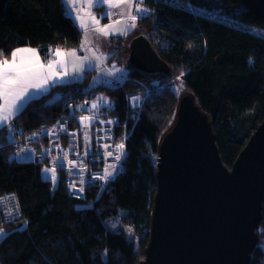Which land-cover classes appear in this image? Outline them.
<instances>
[{
	"label": "trees",
	"instance_id": "16d2710c",
	"mask_svg": "<svg viewBox=\"0 0 264 264\" xmlns=\"http://www.w3.org/2000/svg\"><path fill=\"white\" fill-rule=\"evenodd\" d=\"M180 1L184 4L176 6L142 0L153 12L138 14L140 32L128 35L144 34L168 62L170 73L132 64L126 74L130 77L116 88L91 86L88 73L82 81L56 85L30 100L0 128V193L16 192L22 210L20 217L0 224L6 232L0 264H137L146 257L161 139L172 129L181 98L171 83L175 78L210 115L221 157L231 169L264 119V9L257 0ZM109 16L103 20L110 21ZM114 39L125 38L104 44L112 53L108 64L123 58L113 49ZM82 40L64 0H0V60L21 46L38 47L48 58L54 48H80ZM156 81L168 85L159 89ZM127 89L144 97L143 108L128 139L125 169L99 198L93 192L73 198L63 178L58 184L45 181L39 165L18 163L13 157L11 127L15 139L26 137L62 113L79 111L76 104L99 91L124 110ZM262 202L250 264H264V197ZM112 220L119 225H110Z\"/></svg>",
	"mask_w": 264,
	"mask_h": 264
},
{
	"label": "water",
	"instance_id": "95a60500",
	"mask_svg": "<svg viewBox=\"0 0 264 264\" xmlns=\"http://www.w3.org/2000/svg\"><path fill=\"white\" fill-rule=\"evenodd\" d=\"M132 41L134 67L171 72L144 34ZM175 117L161 139L150 243L137 264H250L263 218L264 119L230 169L191 93Z\"/></svg>",
	"mask_w": 264,
	"mask_h": 264
},
{
	"label": "built area",
	"instance_id": "2783aa9c",
	"mask_svg": "<svg viewBox=\"0 0 264 264\" xmlns=\"http://www.w3.org/2000/svg\"><path fill=\"white\" fill-rule=\"evenodd\" d=\"M143 7L141 16L153 12L151 7ZM120 18L122 14L118 11L109 16L111 21ZM127 77L130 76L109 72L105 82L110 88H116ZM123 97L124 110H119L113 102L110 106L62 113L55 121L41 124L37 131L12 142L13 157L18 163L39 165L40 177L45 181L53 182L55 175L54 182L58 184L63 178L73 198H85L92 192L99 198L125 169L124 162L130 153L128 139L143 108L144 97L140 93L127 89ZM79 118L92 122L82 125ZM21 215L18 194L14 191L0 193V224Z\"/></svg>",
	"mask_w": 264,
	"mask_h": 264
},
{
	"label": "rangeland",
	"instance_id": "374dc122",
	"mask_svg": "<svg viewBox=\"0 0 264 264\" xmlns=\"http://www.w3.org/2000/svg\"><path fill=\"white\" fill-rule=\"evenodd\" d=\"M142 0H124V2H121V0H78L77 4L79 5V9H81L82 11H80V17L83 21L86 22H91L92 21H98V23H101V21L103 23H101L98 26H95L96 28L92 31L94 34L96 32L102 33L104 34V32L108 33L107 35H105L107 37V41H110L111 39H113L114 37H121V38H125L122 41L119 40H115L113 41L112 45H113V49H119V53L122 54L123 58L122 60L116 59L113 62L109 63L110 68H112L114 71H116L118 74L121 75H126L127 71L129 69V66L132 65L131 63V50H132V40L135 37H130L128 36L130 33H138L140 32L138 29V14H140L143 10V5L142 3H140ZM164 1H170L172 4L179 6L182 3L180 0H164ZM76 4V5H77ZM119 6H116V5ZM111 5V6H110ZM118 11L122 14V18L120 19H116L113 21H107L105 22L103 20V16L104 15H110L113 14V12ZM135 16L136 19L133 20L132 17ZM84 25V29H81L82 32H84V35L86 34H91V32L86 29L89 28L88 23H82ZM134 25V27L132 26ZM81 26V25H80ZM103 29V32H101L100 30ZM136 33L134 35H136ZM133 35V36H134ZM98 49L100 50V52L103 54V58H105L107 60V58H109L112 53H109L106 48L103 45V48L101 46L98 47ZM89 50L85 51L84 53L79 52L77 53V57L80 61V64L84 63V58L87 54ZM88 56V54H87ZM102 58V57H101ZM101 58L99 59V57L95 56L94 60L95 63L97 62H102ZM108 62V61H107ZM89 69L91 70L93 67H91L92 65H90V62L88 63ZM106 69H97L94 70L91 74L92 76L94 75L95 78L97 79L99 77L100 80H95L94 83H90L91 86L97 85L99 83H101V81H103L106 77ZM158 77L160 78V74H157ZM102 78V79H101ZM98 81V82H96ZM157 87L156 88H164L165 86L168 85L167 82H160L156 81ZM177 95H179V97H183V95H185L186 93H188V91L186 90V88L183 86V83H181V79L175 78V80L171 81ZM57 97V95H54L53 97H51L50 99H55ZM91 99V98H90ZM89 99V100H90ZM85 101L84 103H77L75 107L79 109H89L90 107H92L93 104H95L96 106H110L113 101L111 99V97H109V95H107L106 93H103L101 91L97 92L94 96V98L92 97V99L89 101ZM79 121L82 125L86 124V123H90L92 122L91 119H85V118H79ZM10 140L13 142L15 140V135H14V131L13 128H10V131L8 132ZM119 225V222L117 220H112V222L110 223V225ZM6 232L4 230H0V242L1 240L4 238ZM264 246V245H263Z\"/></svg>",
	"mask_w": 264,
	"mask_h": 264
},
{
	"label": "crops",
	"instance_id": "0c3cea01",
	"mask_svg": "<svg viewBox=\"0 0 264 264\" xmlns=\"http://www.w3.org/2000/svg\"><path fill=\"white\" fill-rule=\"evenodd\" d=\"M78 0H64V5H65V9L67 11V14L70 15L72 17V19L77 23L78 27L80 29H84V25L82 23H88L89 28L88 29L91 34H85L83 32V40H82V45L80 48L76 49V48H70V49H65L63 47H59V48H54L51 50L50 55L48 56V58H45L40 49L37 47H32V46H21V47H17L15 48H28V49H34L36 50V52L38 53V56L40 58V62L42 64L45 65V69H44V73L48 74V69H47V64L49 63V61H56V60H63L62 64H55L54 68H53V72L56 73L57 75L55 77L49 76L48 79V84L45 86L44 89L42 90H37L34 88H29L28 91V95L25 97V99L23 101H18V104H23V107L20 108L19 111H21L30 100L32 99H36L39 98L43 95L48 94L56 85H61V84H65V83H72L74 81H82L86 75L88 73H92L94 70L97 69H106V74H108L109 72H113L115 73L116 71H114L112 68H110L109 64H108V58L107 60L105 58H103V54L100 52V50L98 49L99 46H101L103 48V45L106 44V41L108 40L107 37L99 32H96L95 34L92 32L96 27L100 25L101 23H103L101 21V23H97L96 21H92L91 22H86L83 21L80 17V11H82L81 9H79V5L77 4ZM77 4V5H76ZM109 15H104L103 17H108ZM99 21V20H97ZM107 22V21H105ZM81 25V26H80ZM82 32V30H81ZM108 43V42H107ZM56 49H60L61 52H63L65 55L64 57H57L55 55V50ZM87 54L84 58V63L80 64V61L77 57V53L79 52H85L87 51ZM73 53H75V55H73ZM97 56L99 57V59L101 58L102 62H97L95 63L94 57ZM9 60H11V56L10 58H7ZM90 62V65H92L91 67H93L91 70L89 69L88 63ZM92 76V75H91ZM53 79H55V83H53ZM102 79V78H101ZM95 80H100L99 77L96 79L95 76H92L91 79V83H94ZM105 79L103 81H101V83H104ZM98 82V81H96ZM5 106V99L0 96V109H3ZM19 111L13 113L10 118L8 119V121L4 124H0V128L6 126L7 124H9L11 122V120L18 115Z\"/></svg>",
	"mask_w": 264,
	"mask_h": 264
},
{
	"label": "snow or ice",
	"instance_id": "6c2138e0",
	"mask_svg": "<svg viewBox=\"0 0 264 264\" xmlns=\"http://www.w3.org/2000/svg\"><path fill=\"white\" fill-rule=\"evenodd\" d=\"M121 2H124V0H121ZM116 6L119 5L117 4ZM132 19L135 20L136 17L133 16ZM132 26L134 27V25ZM100 31L103 32V29ZM104 34L107 35L108 33L104 32ZM2 55L0 53V56ZM55 55L62 58L65 54L60 49H56ZM62 63V59L49 61L47 64L48 74H45V65L40 62L38 53L36 50L28 48L14 50L11 53V60L7 58L0 60V96L5 99V106L3 109H0V124L6 123L13 113L23 107L22 103L18 104L17 102L25 99L29 88L44 89L48 84L49 76L55 77L57 75L52 71L55 64ZM53 83H55V79H53ZM92 107L95 108L96 105L93 104ZM118 147L123 148V145H119ZM109 154L111 155V153ZM119 158L117 156V159ZM61 167H63L62 164ZM55 179L56 177L53 175V182Z\"/></svg>",
	"mask_w": 264,
	"mask_h": 264
},
{
	"label": "bare ground",
	"instance_id": "6f19581e",
	"mask_svg": "<svg viewBox=\"0 0 264 264\" xmlns=\"http://www.w3.org/2000/svg\"><path fill=\"white\" fill-rule=\"evenodd\" d=\"M105 81H106V80H105ZM105 81H104V83H103V84H104V86H106V87H109V86H107V85H106V82H105Z\"/></svg>",
	"mask_w": 264,
	"mask_h": 264
}]
</instances>
